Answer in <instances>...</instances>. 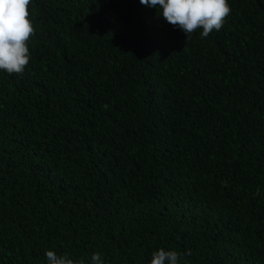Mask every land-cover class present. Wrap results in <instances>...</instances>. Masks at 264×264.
I'll return each mask as SVG.
<instances>
[{"label": "trees", "instance_id": "obj_1", "mask_svg": "<svg viewBox=\"0 0 264 264\" xmlns=\"http://www.w3.org/2000/svg\"><path fill=\"white\" fill-rule=\"evenodd\" d=\"M228 2L204 38L139 0H31L29 64L0 72V264H264V0Z\"/></svg>", "mask_w": 264, "mask_h": 264}, {"label": "clouds", "instance_id": "obj_2", "mask_svg": "<svg viewBox=\"0 0 264 264\" xmlns=\"http://www.w3.org/2000/svg\"><path fill=\"white\" fill-rule=\"evenodd\" d=\"M147 7H157L159 15L178 27L187 37L201 29V37L219 31L231 8L228 0H139ZM31 0H0V72L20 74L29 64V41L35 35V26L29 18ZM185 256L191 252L184 253ZM46 264H76L67 255L53 250L45 252ZM90 264H105L100 253H94ZM150 264H181V254L160 248L152 253Z\"/></svg>", "mask_w": 264, "mask_h": 264}]
</instances>
